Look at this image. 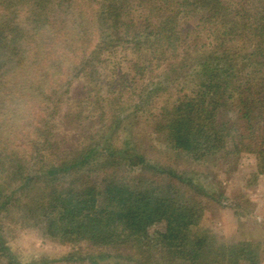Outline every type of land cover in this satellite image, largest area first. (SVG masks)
I'll return each instance as SVG.
<instances>
[{
    "label": "trees",
    "instance_id": "obj_1",
    "mask_svg": "<svg viewBox=\"0 0 264 264\" xmlns=\"http://www.w3.org/2000/svg\"><path fill=\"white\" fill-rule=\"evenodd\" d=\"M241 154L264 174V0H0V264L20 214L55 264H258L197 229Z\"/></svg>",
    "mask_w": 264,
    "mask_h": 264
},
{
    "label": "rangeland",
    "instance_id": "obj_2",
    "mask_svg": "<svg viewBox=\"0 0 264 264\" xmlns=\"http://www.w3.org/2000/svg\"><path fill=\"white\" fill-rule=\"evenodd\" d=\"M71 87L75 89L77 84L72 82ZM152 144L160 146L157 141ZM226 165H219L206 179L222 197L209 203L197 229L226 245L248 241L258 264H264V174L258 173L249 154H241L235 167ZM16 217L21 214L15 215L13 222H3L2 230L22 264H38L41 259L49 260L44 264H55L54 258L70 251V244L45 237L38 228L21 224Z\"/></svg>",
    "mask_w": 264,
    "mask_h": 264
}]
</instances>
